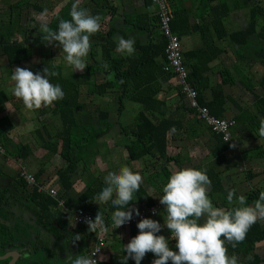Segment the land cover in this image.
Returning a JSON list of instances; mask_svg holds the SVG:
<instances>
[{"label": "crops", "instance_id": "crops-1", "mask_svg": "<svg viewBox=\"0 0 264 264\" xmlns=\"http://www.w3.org/2000/svg\"><path fill=\"white\" fill-rule=\"evenodd\" d=\"M73 2L74 0H0V146L3 148V152L0 151V256L16 252L30 254L28 259L19 257L16 264H64L66 255L87 256L95 242L94 236L87 237L86 233L77 229L78 225L73 221L78 198L86 189V176L90 171L85 168L82 173L79 166V172L72 179L74 185L64 193L57 174L66 163L61 154L55 151V148H61V143H57V138H54L61 128L56 127L59 119L54 107L30 111L12 94L14 82L11 75L16 67H26L36 73L42 72L46 66L60 65L53 62L46 64L44 49H51L41 41L38 21L42 13L49 23V17L63 13L66 9L70 12ZM168 3L172 13H180L178 18L175 15V22L179 27L175 33L181 39L189 72L202 64L195 60L196 53L215 54L208 63L207 70L199 77L195 76L202 89L198 90V83L197 88L194 84L193 86L199 92L202 105L212 110L220 103L218 112L222 114V118L236 121L231 141L222 142L221 136L211 131L190 107L176 76L166 74L160 81L162 87L157 96L164 103L163 106H157L161 110L164 107V114H149L155 124L165 120L173 129L168 135L166 152L161 155L159 151H154L138 161L131 160V164L127 150L131 138L119 133V129L132 125L144 106L139 102L123 100L124 109L119 116L120 100L116 95L113 106H110L109 95L91 96L88 100V111L91 114L96 115L104 110L110 114L109 121L113 123V127L100 137L99 142L103 145L106 135L115 130L117 134H110L115 146H119L121 141H125V145L124 148L114 149L108 146L107 149L113 156L111 160H121L126 152L125 161H121L132 167L133 172H139L142 176L144 171L152 169L156 173H163L166 181L160 185L148 182L143 177L148 185L141 186L148 192L153 205L159 203V197L163 195V187L169 179L166 172L171 175L178 169L195 168L206 170L211 180L208 195L214 206H237L227 202V192L230 189H235L237 196L244 195L247 205L251 206L254 201L248 203L249 195L264 191V138L258 135L260 120L264 118V39L260 38V15L255 27L252 18L254 9L264 11V0H168ZM83 6L81 0V7ZM88 11L101 17L100 31L92 40L97 48L98 62H102L103 50L113 45L114 56L128 57L116 52L119 37L135 41V55L140 51V46L150 48L154 44L155 47L163 44L157 23L152 24L157 17L156 8L145 0H88ZM14 45L19 46V51L23 52L20 62H12L7 52ZM52 55L57 56L51 52L47 55L49 61H53ZM64 55L62 53L61 57ZM96 117L98 118V114ZM82 118L88 121V116ZM123 120L124 123L121 122ZM96 122L97 119H94L93 123ZM232 143H236L235 148L230 147ZM112 150H117L119 156H115ZM97 157L100 158L101 155L97 154L96 159ZM111 168L110 164V170ZM24 172L35 176L37 186L45 183L65 194L68 207L61 210L68 217L69 227L66 231L60 230L57 222L52 225L43 222L40 211L31 200L34 187L26 183L22 176ZM250 172L255 173V176L249 178ZM106 173L98 170L90 178L95 180L97 177H104ZM134 201L138 209L146 206L145 202L137 201L136 197ZM164 216L165 210L153 220L164 225ZM254 226L263 231L264 220H258ZM107 227L108 245L101 256L102 264H126L123 245L138 235L137 225L119 230L113 229L112 224ZM77 233L81 235V239L73 246L70 236ZM170 234L166 227L158 233L166 238ZM16 236H23L26 244H17L8 249V242ZM245 240L243 248L255 249L238 263L247 264L253 255H258L259 264H264V240L253 247L247 242L248 239ZM169 247L176 250L170 239ZM11 260L12 258L0 259V264H8ZM153 260L145 256L141 264H152ZM127 264H135V261L129 259Z\"/></svg>", "mask_w": 264, "mask_h": 264}, {"label": "clouds", "instance_id": "clouds-1", "mask_svg": "<svg viewBox=\"0 0 264 264\" xmlns=\"http://www.w3.org/2000/svg\"><path fill=\"white\" fill-rule=\"evenodd\" d=\"M69 15L70 19L60 18L58 30H53L45 14H40L38 22L41 41L46 46L61 48L67 65L82 73L88 65L86 58L92 47L90 38L100 31L101 17L81 7V0H74ZM134 44L133 39L119 37L116 52L122 56H132L136 51ZM102 67L108 70L109 65L104 63ZM58 75V72L47 66L42 72L36 73L18 66L12 70V94L30 111L50 108L54 102L65 97L62 87L50 81V77ZM258 135L264 138V118L260 120ZM229 139L226 137L227 142ZM230 147L235 148L236 143ZM142 183V175L133 172L128 166L110 171L104 176L105 186L94 200L97 204L111 202L116 209L111 216L113 229L131 222L134 214L140 216L139 209L130 205ZM210 185L206 170L182 168L174 171L163 187V195L159 197V203L165 206L166 211L164 225L150 218H142L137 223L138 235L123 245L126 264L129 259L134 260L135 264H141L148 253L156 257L152 264H238L235 254L228 255L227 245L236 248L245 240L249 229L258 220H264V191L249 206L244 195L237 196L236 190L230 189L227 202L237 206L224 208L214 206L208 195ZM84 222L90 232L108 231L100 211L94 220L86 218ZM163 227L170 231L169 238L157 235ZM80 239L79 233L70 236L73 246ZM169 239L175 240L178 251L169 247ZM95 256L66 255L64 264H97Z\"/></svg>", "mask_w": 264, "mask_h": 264}, {"label": "trees", "instance_id": "trees-1", "mask_svg": "<svg viewBox=\"0 0 264 264\" xmlns=\"http://www.w3.org/2000/svg\"><path fill=\"white\" fill-rule=\"evenodd\" d=\"M145 1L147 4H152L151 0ZM178 12L179 11H177L176 14L173 13L174 18L172 21V28L174 32H176V29L179 28L177 21L175 22V19L180 16V13ZM69 13L70 12L59 13L49 17V27L53 30H58L59 19H70ZM259 15L262 20L260 38L264 39V11H259L257 9L253 10V27L256 26L257 17ZM153 22L157 23V28H159V18L155 17L152 24ZM93 37L94 36L90 38L92 47L88 55V65L86 71L77 73L72 70L71 72L74 73L75 76H71V74H69L70 77H66L63 75V66L51 65L48 67L50 70H54L59 73L58 76L50 77V81L54 84H59L65 93L64 99L54 102L53 106L54 112L56 116L58 115V118H60L63 126L54 138H57V143H61V148L59 149V147H57L55 148V151L61 154L66 163L57 174L59 182L63 186L64 193L74 185V181L72 179L79 172V166L82 168V173L85 168L90 171V165L95 163L96 156L99 154V152L96 151V145L99 147L100 137L113 127V123L109 121L110 114L104 110L97 113L98 118L95 117V119H97V123L100 125L98 127L93 123L94 119L91 118L90 114H88V121L82 118V114H84L85 111V106L80 101L82 82L88 84V96L105 97L110 95V93H113L114 90L115 95L118 96L120 100V105L118 107L119 115H121L124 109L123 100L139 102L144 106V109L140 112L136 121L131 126L123 128L121 132L131 138V143L127 146L130 160L138 161L154 151H159L162 155L166 152L168 147L169 132H173V129L167 121L162 120L160 123L155 124L149 117V114L154 115L157 113L161 116L164 114V107L162 108L163 110L157 107L158 105H164V103L157 98L162 87L160 81L166 74L173 75L171 72H166L164 70L166 64L165 48L167 43L163 35V44L159 47H155V44L154 47L152 46L150 48L140 46V51L137 55L134 54L125 58L113 55L112 51L115 48L114 45L108 46L107 49L103 48L102 62L97 61L98 53L96 46L92 43ZM158 43L160 44V42ZM48 47L57 56H61L63 53L62 49L59 47ZM19 48V46L14 45L7 50L12 62L21 61L20 57L23 55V52L19 51L21 50V48ZM196 54L195 60L197 62H202V64L189 73V82H192L196 88V84L198 83V86H200L198 87V90H201L202 86L200 85V81L195 80V76L199 77L203 74V71L207 70L208 63L212 61L215 54ZM184 62H186L185 59ZM104 63L109 65L108 70H105L102 67ZM98 74L103 76V82L96 80L97 78L92 80V78L97 77ZM198 101L202 105L199 99ZM220 108L221 104L219 103L216 107H214V109L210 110V112L214 116L222 118V114L218 112ZM45 109L47 110V108ZM79 116L81 118H79ZM44 129L46 130L47 128L44 127ZM220 138L222 140V137ZM262 155H264V153ZM81 163H83L82 166ZM165 174L168 179L170 174L167 172ZM253 176H255V173H248L249 178H252ZM47 185L48 184L45 183H39L38 186H34L31 200L40 211L41 219L45 224L52 225L57 222L60 227L59 229L66 231L69 227L68 217L62 212L61 208H58V202L54 198H52L48 193L39 190L41 187ZM104 186L103 177H97L95 180L88 181L85 191L78 198L77 211H87L92 214L94 219L98 211H100L105 219L106 225L109 226L112 224L111 216L116 209L111 205V202H108L107 204H97L94 200V197L102 191ZM64 193H60V198L65 200V206L67 208L68 200L65 198ZM135 197L137 201L145 202L146 206L153 205L151 197L142 186H140V190L134 194V200ZM258 198L259 194L251 193L249 195L248 203L257 200ZM134 200L130 206L137 208V203ZM133 227L134 226L131 228ZM77 229L86 233L87 237H95L96 232L88 231L87 224L78 225ZM245 239H248L247 242L253 247V245L257 242L264 240V230L262 231L260 228L253 225L249 229ZM245 242L246 240L239 243L234 249L230 244H228V255L231 256L235 254L238 257V262L240 260L243 261L244 257L249 256V254L255 249L243 248L242 246ZM146 256L151 259L156 258L152 253H148ZM259 263L260 259L258 255H253L247 262V264ZM238 264H244V262H240Z\"/></svg>", "mask_w": 264, "mask_h": 264}, {"label": "built area", "instance_id": "built-area-1", "mask_svg": "<svg viewBox=\"0 0 264 264\" xmlns=\"http://www.w3.org/2000/svg\"><path fill=\"white\" fill-rule=\"evenodd\" d=\"M151 2L156 8V15L159 18V30L167 43L165 48L166 65L164 70L166 72H171L176 76L182 94L188 100L190 107L197 112L199 118L206 123L214 134L221 136L224 142H227L226 137L230 138L228 141L230 142L232 138V129L236 125V121L234 119L216 117L210 113V110L206 106L199 103V92L193 84L189 82L190 72L184 62L181 39L172 28L174 16L168 0H151ZM0 151L3 152V148L1 146ZM22 176L28 185L33 187L37 186V180L34 175L24 172ZM39 190L48 193L52 198H54L58 202L59 208H66L65 200L60 198L61 194L58 190L52 188L50 185L41 187ZM163 210H165V206L160 203H156L152 206H143L139 209L140 216H135L134 214V218L131 222L117 228V230L137 225L142 218L154 219ZM86 218L94 220V217L89 212L76 211L73 216V221L76 225L86 224L84 222ZM170 236L171 234L169 237ZM170 241L175 248V240L170 239ZM107 245V232L97 230L94 245L87 256L96 255L94 259H97V264H102L101 256L107 248ZM176 251L178 250L176 249Z\"/></svg>", "mask_w": 264, "mask_h": 264}, {"label": "rangeland", "instance_id": "rangeland-1", "mask_svg": "<svg viewBox=\"0 0 264 264\" xmlns=\"http://www.w3.org/2000/svg\"><path fill=\"white\" fill-rule=\"evenodd\" d=\"M47 2V1H46ZM247 2V1H246ZM86 3V4H85ZM83 4H84V6H83V8H86V9H88V0H83ZM67 10L68 9H66L63 13H66L67 12ZM48 14H50V13H48ZM51 15H52V13H51ZM51 15H48V16H51ZM244 15V14H243ZM249 16H250V14H248ZM49 48V47H48ZM50 49V48H49ZM43 50V49H42ZM44 51H45V62H46V64H49L50 62H53V63H55V64H60L61 66H63V68H64V72H63V75L64 76H66V77H70L69 76V74H71V76H75V74L74 73H72L71 71L73 70V68L71 67V66H69V65H67V63H66V61L64 60V56H59L60 58H56V57H58V56H56V57H53V55H52V59H53V61H49V59H48V57H47V55L48 54H51V52L53 53V51L52 50H48V49H44ZM88 59V57L86 58V60ZM87 63H88V60H87ZM87 70V67L85 68V70L84 71H86ZM74 71V70H73ZM75 72H79V71H75ZM95 78H97L96 80H99V81H104L103 80V78H102V75L101 74H98V76L97 77H93L92 78V80H94ZM82 82V81H81ZM83 84H82V93H81V102L84 104V106H85V110L87 111H84V114H82V117H86V116H88V114H90V116H91V118L92 119H95V117H96V115L95 114H91V112H88V104H90V103H88V100H89V98H91V96H88V93H87V90H88V84L87 83H85V82H82ZM92 83H93V81H92ZM118 97V96H117ZM109 99H110V106H113V104H114V99H115V93H114V90H113V93H111L110 95H109V97H108ZM104 101H105V98H104ZM97 102V101H96ZM112 108V107H111ZM130 109V111H132V109L131 108H129ZM95 115V116H94ZM120 116V115H119ZM79 118H81L80 116H79ZM59 119V121L57 122V124H56V127L57 128H63V126H62V123H61V121H60V118H58ZM80 120V119H79ZM122 123H124V120L123 121H121ZM94 124H96L97 125V127L98 126H100L97 122L96 123H94ZM128 126H131V125H128ZM120 128V127H119ZM122 128H125V126L124 127H122ZM122 128H120V129H122ZM60 129V130H61ZM97 129H99V128H97ZM119 129V133H121L122 131ZM59 130V131H60ZM118 132L117 131H115V130H111V133H109V135H106V140L105 141H103V145L102 144H100L99 145V147L96 145V151H98L99 152V155H101V157L100 158H98L97 157V159H95V163L94 164H92V165H90V173L88 172V175L86 176L87 178H88V181H91V174H93V175H95L96 174V172L99 170V172H104V173H106V171L105 170H108L109 172L110 171H118L119 169L117 168V167H123V166H126V164H124V162L123 161H121V160H124L125 161V157L127 156V153L125 152V157H124V155L121 157V160H116V161H114V160H111L112 158H113V156H111V152H109V149H107L108 148V146L109 147H111L112 149H114V148H124V145H125V141H121V143L119 144V146H115V141L113 140V137H111L110 136V134H113V135H115V134H117ZM104 135V134H103ZM100 141H101V139H100ZM112 151H114V155L115 156H119V154H117V150H112ZM125 151V150H124ZM124 151H118L119 153L120 152H124ZM111 160V161H110ZM129 160V159H128ZM146 160V159H145ZM110 161V162H109ZM144 161V160H143ZM142 161V163H144ZM130 162H131V160H130ZM142 163H140V165H142ZM110 164H111V166H112V168H111V170H110ZM131 164H132V162H131ZM128 167H130V166H128ZM145 167V166H144ZM130 168H132V167H130ZM150 169H151V167H150ZM148 173H150V175L148 176ZM106 175H107V173H106ZM143 175L144 176H142V177H144L145 179H148V182L149 181H152V182H155V183H158L159 185L160 184H163V183H165V181H166V179H165V176L163 175V173H156V172H154V169H152V171L151 170H149L148 172L147 171H144L143 172ZM101 176V175H100ZM102 177V176H101ZM104 178V177H103ZM143 178V183L142 184H145L146 186L148 185V183H146V180ZM85 180V179H84ZM164 211V210H163Z\"/></svg>", "mask_w": 264, "mask_h": 264}, {"label": "water", "instance_id": "water-1", "mask_svg": "<svg viewBox=\"0 0 264 264\" xmlns=\"http://www.w3.org/2000/svg\"><path fill=\"white\" fill-rule=\"evenodd\" d=\"M24 237L23 236H16V237H14V239H11L9 242H8V245H7V248L8 249H11V248H13V246H16L17 244H26L25 242H24ZM34 251V249L33 250H31V252H33ZM22 252H16L15 254L14 253H10V254H8V255H6V256H4V257H1L0 256V259H2V260H5V259H8V258H12V260L8 263V264H16V262L19 260V257H22L23 259H28L29 257H30V254L28 253L27 255H23V254H21ZM16 255H18L17 257H16Z\"/></svg>", "mask_w": 264, "mask_h": 264}, {"label": "flooded vegetation", "instance_id": "flooded-vegetation-1", "mask_svg": "<svg viewBox=\"0 0 264 264\" xmlns=\"http://www.w3.org/2000/svg\"><path fill=\"white\" fill-rule=\"evenodd\" d=\"M21 184V183H20Z\"/></svg>", "mask_w": 264, "mask_h": 264}]
</instances>
